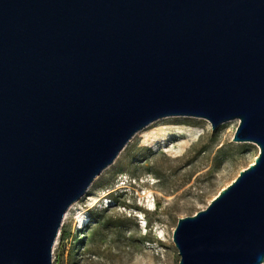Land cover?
I'll return each instance as SVG.
<instances>
[{
    "label": "water",
    "instance_id": "obj_1",
    "mask_svg": "<svg viewBox=\"0 0 264 264\" xmlns=\"http://www.w3.org/2000/svg\"><path fill=\"white\" fill-rule=\"evenodd\" d=\"M178 116L260 149L179 220L180 264H264V0H0V264H53L70 208Z\"/></svg>",
    "mask_w": 264,
    "mask_h": 264
},
{
    "label": "rangeland",
    "instance_id": "obj_2",
    "mask_svg": "<svg viewBox=\"0 0 264 264\" xmlns=\"http://www.w3.org/2000/svg\"><path fill=\"white\" fill-rule=\"evenodd\" d=\"M239 125L214 130L178 116L136 134L66 214L53 264H180L179 220L206 210L260 155L256 144L234 142Z\"/></svg>",
    "mask_w": 264,
    "mask_h": 264
},
{
    "label": "bare ground",
    "instance_id": "obj_3",
    "mask_svg": "<svg viewBox=\"0 0 264 264\" xmlns=\"http://www.w3.org/2000/svg\"><path fill=\"white\" fill-rule=\"evenodd\" d=\"M104 194H105L104 196L107 195L106 192H105ZM145 195L147 196V198H150V201H149V207H150V208H153V207L155 206V201H154V199H153V197H152V193H151L150 191H147V192L145 193ZM104 196H103V197H104ZM98 201H99V200H96L95 202L97 203ZM74 207H75V206H74ZM74 207H72V209H71L70 211H72V210L74 209ZM82 214H83V213L78 212L76 219L79 220V219L81 218ZM68 215H69V213L67 214L66 217H68ZM142 228H143V229H147V226H142Z\"/></svg>",
    "mask_w": 264,
    "mask_h": 264
}]
</instances>
